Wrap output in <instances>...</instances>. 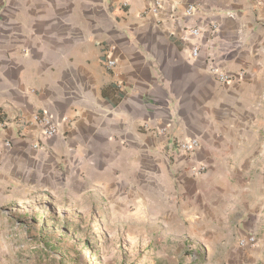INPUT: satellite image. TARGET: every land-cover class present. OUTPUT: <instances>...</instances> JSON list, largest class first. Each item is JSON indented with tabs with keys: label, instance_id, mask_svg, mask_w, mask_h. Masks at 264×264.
<instances>
[{
	"label": "crops",
	"instance_id": "0c3cea01",
	"mask_svg": "<svg viewBox=\"0 0 264 264\" xmlns=\"http://www.w3.org/2000/svg\"><path fill=\"white\" fill-rule=\"evenodd\" d=\"M0 123V263L20 260L45 207L89 199L119 227L210 256L264 251V0H0ZM190 139L197 153L178 155Z\"/></svg>",
	"mask_w": 264,
	"mask_h": 264
},
{
	"label": "rangeland",
	"instance_id": "374dc122",
	"mask_svg": "<svg viewBox=\"0 0 264 264\" xmlns=\"http://www.w3.org/2000/svg\"><path fill=\"white\" fill-rule=\"evenodd\" d=\"M91 200L80 212L74 206L65 214L45 207L39 222L27 225L20 246L12 250L20 260L0 264H264V251L240 259L217 247L210 256L204 244L181 246L164 238L163 231L119 227L108 213L92 208Z\"/></svg>",
	"mask_w": 264,
	"mask_h": 264
},
{
	"label": "built area",
	"instance_id": "2783aa9c",
	"mask_svg": "<svg viewBox=\"0 0 264 264\" xmlns=\"http://www.w3.org/2000/svg\"><path fill=\"white\" fill-rule=\"evenodd\" d=\"M160 7V2L157 1L155 3V5L152 7L151 12L153 14H157L158 10ZM195 11V7L190 6L187 10V15H192ZM211 28L213 30V32H216L219 27L216 23H211ZM188 34L195 38L196 40L200 39L202 34H203V29L201 27H189V29L187 30ZM184 41L189 40V36L185 35L183 36ZM113 50V49H112ZM200 53V44L194 43L191 49V55L192 58H198ZM211 65L209 67V73L216 79L217 82H219L220 84H228L230 82H232L234 79V77L232 75H230L227 72L221 71L219 70L212 62H210ZM106 66L109 69H113L116 66V60L113 59L112 54H110L109 52H107L106 55ZM242 76V73L239 75V77ZM33 121L41 128L42 131V135L44 138L47 139H51L56 137L59 133H60V126L58 124V122L51 117L50 115L46 114V113H42V114H36L33 116ZM2 123H0V129H1ZM10 141L8 140H4L1 141L0 139V155L3 153V146L4 147H9L10 146ZM39 145H34L35 148H38ZM200 148V143L197 139H190V140H185V141H181L178 142V144L176 145V153L180 156H186V157H192L195 155V153H197V151ZM202 171V168L198 169V173H200ZM257 238L255 237V235H248L247 237L241 238L239 240V247L240 248H245V247H250V246H254L257 244Z\"/></svg>",
	"mask_w": 264,
	"mask_h": 264
}]
</instances>
